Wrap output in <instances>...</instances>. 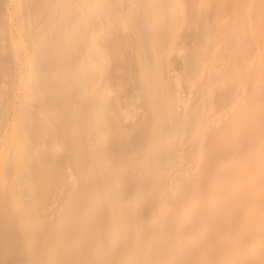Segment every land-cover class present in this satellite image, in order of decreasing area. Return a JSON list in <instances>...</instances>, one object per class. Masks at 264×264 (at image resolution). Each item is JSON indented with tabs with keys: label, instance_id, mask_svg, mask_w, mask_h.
<instances>
[{
	"label": "bare ground",
	"instance_id": "bare-ground-1",
	"mask_svg": "<svg viewBox=\"0 0 264 264\" xmlns=\"http://www.w3.org/2000/svg\"><path fill=\"white\" fill-rule=\"evenodd\" d=\"M70 1L49 0V11L66 17L74 7L85 6L81 28L96 24L81 56L80 77L104 69L107 53L100 40L113 28L127 32L125 43L131 45L137 69L138 87L129 96L113 86L102 91L97 82L84 85L86 93L101 95L99 107L90 112L96 121L84 123V135L110 112L107 99L113 91L116 102L128 101L120 118L129 119L135 111L131 100L143 102L148 116L140 140L126 149L125 162L132 166L126 171H136L133 186L129 184L131 206L118 215L111 209L107 213L115 225L110 238L127 239L115 247L114 255L122 258L112 264H264V0ZM192 1L206 2L205 11L190 15ZM8 10L9 48L17 63L12 87L17 94L7 131L0 135V224H12L20 237L15 264H50L41 258L45 234L40 231L31 169L47 135L54 150L65 149V144L46 118L38 143L30 134L33 106L37 112L57 107H44L40 95L46 94L35 83L38 51L27 37L24 0H8ZM142 19L144 26L139 24ZM164 21L170 37L166 48L160 41ZM186 24L196 27L188 46L181 37ZM69 25L72 41L78 25ZM57 26L50 19L47 35ZM149 32L152 35L141 40ZM211 37L219 39L213 49L208 48ZM178 55L182 65H189L186 74L172 68L171 59ZM216 91L220 93L213 96ZM3 116L4 106L0 121ZM120 118L113 116L110 123L116 127ZM223 155L227 158L220 162ZM125 185L114 177L110 190L124 196L126 191L117 189ZM99 197L105 205L108 194L101 186ZM147 198L154 199L157 224L143 233L133 207ZM248 239L250 244L245 243Z\"/></svg>",
	"mask_w": 264,
	"mask_h": 264
},
{
	"label": "rangeland",
	"instance_id": "rangeland-1",
	"mask_svg": "<svg viewBox=\"0 0 264 264\" xmlns=\"http://www.w3.org/2000/svg\"><path fill=\"white\" fill-rule=\"evenodd\" d=\"M24 2L27 37L32 47L38 51L37 67H35L38 77L35 83L40 91L48 96L40 95L45 102L44 107H57V109L37 112L38 108L33 106L30 134L35 139V143H38L36 136L46 129L44 125L46 118L52 121L57 137L65 144V149L54 150L47 135L38 159L32 162L31 177L36 183L35 204L41 219L40 231L45 234L41 258L50 264H112L114 260L119 261L122 258V255L119 258L114 255L115 247L121 242L127 243V239L124 238L122 241L110 238L115 225L108 218L107 213L111 209L118 215L125 210L124 208L131 206L133 189L131 191L130 188H133L131 186L134 184L136 171H126L130 166L125 162L128 156L126 149L140 140L148 116L143 102L131 100L132 107H136L135 111L129 119L120 118L128 101L123 98L116 102L117 93L113 91L107 99L110 112H106L100 123L92 127L93 129L86 136L82 132L84 123L93 125L96 121L90 112L93 108L99 107L101 95L86 93L83 87L97 82L102 91L106 87L113 86L116 90L121 88L125 96L136 92L137 69L133 62L131 45L125 43V39L129 37L126 31L113 28L106 40H100L107 53L104 69L100 73H93L88 78L82 79L78 74L83 67L81 56L87 53L90 30L96 29L94 23L89 24L87 29L81 28L84 25L81 21L79 23V18L86 7H74L64 17L49 11V0H24ZM70 2L75 4L76 1ZM206 7V2L197 5L192 1L190 15L205 11ZM140 11L136 10L137 15L143 14L144 17V13ZM232 14L234 21L236 11ZM50 19L58 23V26L47 35L45 27ZM11 20L8 0H0V109L4 106L0 135L7 131V122L12 116L17 94L12 87L17 63L8 42ZM74 23L78 25L75 28L77 31L73 33V40L68 41L69 37H72L70 32L74 30L69 24ZM139 24L144 26L146 20ZM166 28L167 22L164 21L160 28L163 48H166L170 41ZM195 28L193 24L182 27L181 37L186 46L192 44ZM149 35L152 34L145 33L141 40L149 38ZM218 40L217 37L208 39L210 45L208 48H215ZM203 54V51L199 52V56ZM180 56L171 59L172 68L186 74L189 72V65H182ZM218 93L220 92L216 91L212 94L217 96ZM113 116L121 119L116 125L118 128L116 130L114 124L110 123ZM95 153L96 160H94ZM226 158L227 155L221 156L220 162ZM120 159H124L121 164ZM100 176L102 177L99 178ZM114 177L127 183L122 190L117 189L119 192L126 191V195L120 196L118 192L110 190L111 179ZM73 178L76 182H69V179ZM132 180H134L133 184ZM100 186L106 189L108 194L105 205L100 202ZM133 208L140 229L143 233H148L157 224L156 219L153 218L154 199L141 200ZM65 215L68 219L62 220ZM145 238V235L141 237V243ZM19 240L20 237L14 232L12 224H0V264H15L17 260L15 256L18 258L19 253L15 246ZM245 243L250 244L251 240L248 239Z\"/></svg>",
	"mask_w": 264,
	"mask_h": 264
}]
</instances>
